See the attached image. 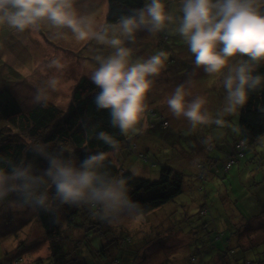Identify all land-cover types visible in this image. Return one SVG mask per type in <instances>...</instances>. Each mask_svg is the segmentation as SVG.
<instances>
[{
	"label": "rangeland",
	"instance_id": "1",
	"mask_svg": "<svg viewBox=\"0 0 264 264\" xmlns=\"http://www.w3.org/2000/svg\"><path fill=\"white\" fill-rule=\"evenodd\" d=\"M108 4V0H75L74 7L103 24L107 23ZM169 5L176 10L175 5ZM156 44L157 53L166 52L167 59L161 73L152 78L153 84L145 102L147 107H156L170 116L169 135L163 136L168 132L163 134L159 129L146 134H140L139 129L131 131L130 138L140 148L135 149L127 143L123 149L116 151L117 155L116 152L110 155L116 157L124 168L150 182L157 181L165 164L183 170L180 171L182 177L185 173H191L192 177L185 179L184 183L177 182L176 178H170L160 185L157 181L151 185L152 189L146 186L138 189L135 184L128 186L129 196L139 205L141 214L135 218L123 217L118 222L106 221L104 230L117 231L120 228L128 234L130 239L122 242L125 247L135 251L126 258L130 264H162L165 261L186 264L191 260L189 255L197 253L193 239L196 229L192 221H195L196 214H205L202 211L203 203H206L213 217L220 215L219 229L229 226L231 233L240 231L237 234H241L242 230L240 242L245 247H254L247 251L251 258H255L257 250L264 252V143L251 147L247 156L231 167L229 174L219 179L215 177L207 184L200 182L198 169L190 163L189 158H203L197 154V150H193L195 141L202 142L206 147L213 144L207 150L210 156L215 154L212 151L217 144L229 148L239 137V110L225 117L223 128L209 124L193 130L187 120L174 117L169 113L166 101L177 85H185L189 98L204 97L210 115H215L221 108L225 93L219 77L207 76L203 69L195 67L194 57L171 26L157 34L138 32L136 43L130 45L133 48L132 59H147ZM169 48L171 50L166 51ZM109 51L94 40L79 41L72 33L53 29L47 23L42 24L39 30L24 33L0 28V82L13 89V94L24 109L35 105L30 98L36 91L44 99L65 106L78 80L83 75L90 77L96 66L95 57L108 55ZM3 122L0 116V125ZM144 122L141 124L145 131H150L149 122ZM140 151L145 152L147 160L141 158ZM218 156L223 159L222 154ZM143 178L140 180L142 184ZM138 185L141 186L140 183ZM84 229L67 226L63 229L73 256L78 252L73 242L85 238ZM122 233H118V236H124ZM235 245L240 246L239 241ZM111 251L108 253L110 256ZM87 252L86 256L94 257L93 253ZM51 253V243L37 221L35 210L15 202H0V264H8V261L16 264V255L21 256L26 264H43L36 260L49 258ZM78 259L83 261L84 257L79 255Z\"/></svg>",
	"mask_w": 264,
	"mask_h": 264
},
{
	"label": "clouds",
	"instance_id": "2",
	"mask_svg": "<svg viewBox=\"0 0 264 264\" xmlns=\"http://www.w3.org/2000/svg\"><path fill=\"white\" fill-rule=\"evenodd\" d=\"M74 4L75 0H0V28L24 33L47 23L79 41L94 40L110 50L95 57L89 78L99 89L96 108L108 110L111 125L122 134L137 130L152 78L161 73L167 59L164 51L132 59L130 45L140 31L157 34L171 26L194 57L195 67L220 78L225 94L215 115L209 114L204 97L189 98L184 84L167 98L171 114L187 120L193 130L209 124L223 128L225 117L243 108L249 93L264 82V76L254 74L264 63V0H176V10L166 7L165 0H146L142 8L121 16L115 24H99ZM30 99L32 104L44 103L39 91ZM95 138L117 148L107 132H98ZM259 142L264 143V136ZM27 151L33 159L13 162L0 154V202L12 197L29 208L52 211L48 193L39 188L47 181L55 190V201L90 205L109 223L141 214L129 196L128 181L105 169L104 153H89L77 161L65 155L66 148L51 149L41 142L30 143ZM37 158L46 163L42 173L36 171Z\"/></svg>",
	"mask_w": 264,
	"mask_h": 264
},
{
	"label": "trees",
	"instance_id": "3",
	"mask_svg": "<svg viewBox=\"0 0 264 264\" xmlns=\"http://www.w3.org/2000/svg\"><path fill=\"white\" fill-rule=\"evenodd\" d=\"M173 1L166 0L165 2H168L166 7L171 8L170 3L176 6V1ZM108 2L109 9L106 21L107 23H117L121 16L133 14L134 10L142 8L146 0H108ZM157 46L158 44H156V47L154 45L155 49L152 50L151 55L157 53ZM168 50L171 49H166V51ZM254 74L264 76V63L258 66ZM98 92L99 89L92 83L90 78L83 75L74 85L69 101L65 106L58 105L45 98L44 103L35 104L28 109H24L14 95L13 89L0 82V116L4 121L0 125V154H4L13 162L24 159L31 160L33 157L27 151V146L32 142L44 143L51 149L64 147L68 150L65 155L78 161L89 153H104L106 156L105 169L112 175L123 176L128 181V186L135 184L138 189L142 186L152 189L151 185L153 183L158 181L160 185V183L170 178H176L177 182L184 183L185 179L192 177L191 173H185L182 177L180 171L183 170L165 164L161 167L157 181L150 182L147 178L140 177L124 168L120 161L116 160V157L111 156L110 153L123 149L127 143H130L135 149L140 148V146L136 144L134 139L130 138L131 131L128 134H122L118 128L111 125L108 110H98L96 108L94 99ZM143 115L146 119L143 117L144 119L137 125L140 134L150 133L156 129L164 134L170 126V116L156 107H147ZM238 118L239 137L231 145L232 147L229 146L225 149L222 145L217 144L212 151L215 154L210 156L207 150L213 144L206 147L202 142L195 141L193 150H197V154L203 158L191 159L189 155L188 157L191 160L190 163L198 169L200 182L203 181L207 184L209 180L211 181L215 177L219 179V177L229 174L231 167L236 166L235 164L245 158L251 147L260 144L259 138L264 136V82L255 91L249 93L247 103L239 109ZM145 120L149 122L148 128L150 131H145L143 125ZM141 122L143 123L141 124ZM101 131L113 136L117 141L116 149L95 138L96 133ZM168 135L169 132L163 136ZM219 154L223 155V159H220ZM140 156L147 160L145 152L140 151ZM35 167L37 173H42L46 163L37 158L35 159ZM148 170L151 171L149 168ZM141 178L144 180L143 184L140 181ZM147 182H149V185ZM138 183H140V187ZM39 188L41 191L48 193L49 200L52 202V211L34 209L37 221L51 243L52 253L49 258H40L36 261L43 264H130L126 258L131 256L134 249L125 247L126 245L122 242L130 239L125 231L120 228L117 231L104 230L106 220L101 217L96 208L90 205H69L55 201V190L47 181L41 184ZM155 190L159 189L156 188ZM4 202H15L23 207H28L14 201L12 197ZM203 205L202 212L205 214H196L195 221H192L193 227L196 229L193 231L196 232L193 239L197 247V253L190 254L191 260L187 261L186 264H264V252L257 250L256 257L251 258L247 249L254 247H245L240 242L241 236H243L240 227L241 234H237L240 232L237 230L235 237H233L235 233H231L229 226L219 229L221 218L218 217L220 215L213 217L210 207L206 203H203ZM223 218L225 219L224 215ZM200 225L203 227L197 228ZM65 226L85 228V238L73 242L78 251L74 256L73 252L70 251L67 235H64L65 231L63 229ZM183 226L182 224L181 227ZM184 230L190 231L189 228ZM89 231L91 232L88 233ZM121 232L124 236L120 234L119 237L118 233ZM110 235H112V238ZM105 239L106 243L104 242ZM237 241H239L240 246L235 245ZM239 247H242L243 250ZM93 249H95V252H92ZM87 251L93 253L95 258L86 256ZM109 251L112 252V255L114 254L113 257L108 254ZM79 255L84 257L83 261L78 259ZM16 256V264L18 262L26 264L21 256ZM10 263L8 261V264ZM162 264H172V262L165 261Z\"/></svg>",
	"mask_w": 264,
	"mask_h": 264
}]
</instances>
